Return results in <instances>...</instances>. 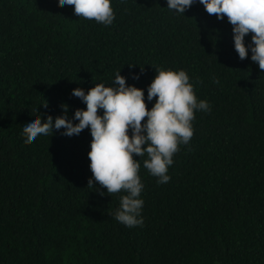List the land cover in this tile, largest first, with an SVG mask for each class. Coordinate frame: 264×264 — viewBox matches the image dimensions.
I'll use <instances>...</instances> for the list:
<instances>
[{
	"label": "trees",
	"instance_id": "1",
	"mask_svg": "<svg viewBox=\"0 0 264 264\" xmlns=\"http://www.w3.org/2000/svg\"><path fill=\"white\" fill-rule=\"evenodd\" d=\"M110 6L104 26L57 0H0V264H264V70L198 0L183 14L166 0ZM158 68L185 70L210 111H194L166 183L133 156L143 223L129 228L112 215L121 193L87 186V127L26 142L22 126L63 104L71 117L85 107L73 88L109 86L119 70L150 108Z\"/></svg>",
	"mask_w": 264,
	"mask_h": 264
},
{
	"label": "clouds",
	"instance_id": "2",
	"mask_svg": "<svg viewBox=\"0 0 264 264\" xmlns=\"http://www.w3.org/2000/svg\"><path fill=\"white\" fill-rule=\"evenodd\" d=\"M57 2L71 5L78 18L94 20L104 26L114 20L110 0ZM196 2L166 0V8L183 14ZM198 2L218 20L227 18L232 26L233 47L238 57L243 60L250 52L251 61L264 70V0ZM248 34H251L250 42L246 43ZM133 78L138 79V74ZM146 91L147 101L152 102L155 97L150 108L146 107L144 89L126 84V78L119 70L114 73L109 86L94 83L87 91L81 87L73 88L71 95L79 98L85 107L75 109L71 117L67 115L68 106L63 104V114L55 119L47 115L42 120L38 114L29 117L22 126L26 142L53 134L54 129H63L61 134L70 137L87 127L91 136L87 152L91 177L87 186L95 191L104 188L107 194L121 193L119 206L112 215L129 228L143 223L140 213L144 201L140 194L144 185L138 175L139 159L133 156L146 157L143 159L144 168L151 176L157 177V184L166 183L170 179L168 167L173 163L178 145L187 144L193 135L191 121L194 111H210L209 103L195 96L189 75L183 69H156ZM42 105L46 106V103Z\"/></svg>",
	"mask_w": 264,
	"mask_h": 264
}]
</instances>
